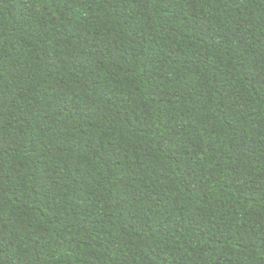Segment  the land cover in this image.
<instances>
[{
    "label": "trees",
    "instance_id": "16d2710c",
    "mask_svg": "<svg viewBox=\"0 0 264 264\" xmlns=\"http://www.w3.org/2000/svg\"><path fill=\"white\" fill-rule=\"evenodd\" d=\"M0 264H264V0H0Z\"/></svg>",
    "mask_w": 264,
    "mask_h": 264
}]
</instances>
